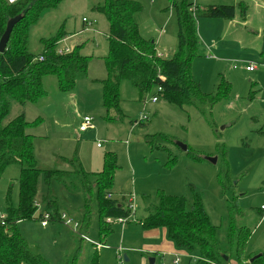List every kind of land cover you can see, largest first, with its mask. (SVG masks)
I'll use <instances>...</instances> for the list:
<instances>
[{
  "label": "rangeland",
  "instance_id": "obj_1",
  "mask_svg": "<svg viewBox=\"0 0 264 264\" xmlns=\"http://www.w3.org/2000/svg\"><path fill=\"white\" fill-rule=\"evenodd\" d=\"M135 1L141 6L134 14L141 34L156 43L158 32L163 30L156 43L157 52L163 58L172 57L177 46V24L169 0ZM191 1L200 7L236 5L238 2L247 7L245 16L235 7L231 19L213 16L196 19L201 44L200 54L191 63L194 79L206 93L216 91L221 77L231 85L228 96L207 107L204 114L195 106L181 108L159 95L156 104L151 101L152 95L140 100L130 82L123 80L119 87L123 118L118 122L107 119L100 80L106 75L102 56L108 51V22L103 14L93 9L103 0H62L56 7L44 10L38 23L31 28L28 48L38 54L42 49L39 39L52 35L62 25L65 35L74 36L65 45L70 46V42L84 44L81 53L92 55L88 73L77 80L72 92H59L55 78L47 76L44 78L47 96L25 105L11 102L4 122L20 112H24L28 122L37 119L28 132L35 136L33 145L37 160L47 167L65 169L61 158L77 155L86 170L99 171L105 152L113 153L117 164L113 196L118 199L122 195L132 196L136 209L131 222L123 226L116 220L110 223L111 231L104 240L98 235V220L94 215L89 230L83 233L88 239L80 240L71 225L66 226L60 220H48L47 225L42 226L38 215L43 210L38 207L33 218L19 223V231L28 241L30 250L50 264H188L195 254L178 248L165 229H158L159 235L153 237L136 220L144 216L142 196L154 198L160 192L183 196L186 208L198 195L212 224L219 226L218 239L222 244L226 203L233 192L220 188L217 162L205 159L216 156L217 142H222L227 150L230 178L236 184L234 192L244 212L238 224L251 229L250 247L264 233V211L261 209L264 204V0ZM249 64L257 68L249 72L245 69ZM142 112L148 119L144 124H135ZM84 116L92 117V124L85 132H79ZM153 134H163L173 142L153 147L145 141ZM176 141L202 154L204 159H195L187 149L181 150ZM18 177L16 164L7 166L2 173V213L8 194L13 204L17 203ZM50 191L60 212L66 213L73 222L78 221L82 193L77 187L65 189L54 183ZM42 193L40 177L37 202ZM165 243L171 244L173 250L162 255L168 248Z\"/></svg>",
  "mask_w": 264,
  "mask_h": 264
},
{
  "label": "trees",
  "instance_id": "obj_2",
  "mask_svg": "<svg viewBox=\"0 0 264 264\" xmlns=\"http://www.w3.org/2000/svg\"><path fill=\"white\" fill-rule=\"evenodd\" d=\"M61 1L0 0V37L8 19L21 15L12 28L5 50L0 53V178L7 166H19L17 203L14 205L10 195H7L4 209L6 217L3 223L0 222V264H50L43 256L30 250L28 241L19 231V223L33 218L38 207L43 210L39 212V219H42L44 212H49L51 220L61 221L58 202L50 194L54 183L65 189L77 187L82 193L77 227L81 234L89 230L95 215L99 226L98 235L104 240L111 231L106 219L127 217L130 214L129 197L122 195L118 199L112 193L117 168L113 153L105 152L99 171L86 170L77 155L70 159L61 158L65 169L47 167L37 160L33 145L35 136L28 132L36 125L37 119L28 122L24 112H20L4 122L10 113L11 102L25 105L39 102L47 96L48 91L44 87V78L47 76L55 78L59 92H72L77 80L87 76L91 56L81 53L82 44L68 52L58 51L59 42L66 34L62 25L54 34L39 39L42 49L38 54L28 48L31 28L38 23L44 10L56 7ZM169 3L177 24V46L170 58L158 55L155 42L141 34L134 19V14L141 9L138 1L103 0L93 7L108 22V51L102 57L106 75L100 80L102 104L108 120L118 122L123 118L119 93L123 80L130 82L140 100H145L148 95H159L181 108L195 106L202 114L207 107L228 96L231 85L226 78L221 77L214 93H206L191 73L192 60L200 54L201 44L196 19L199 16L232 18L235 7H239L245 16L246 5L238 2L236 5L221 4L191 11V0H169ZM40 56L42 59H39ZM157 87L161 88L159 92H156ZM145 141L153 147L173 142L163 134L149 135ZM215 148L218 184L223 191L233 192V197L226 203L222 244L218 239L219 226L212 224L198 195L193 197L189 208H186L183 196L165 192H160L154 198L142 196L144 216L136 220L141 222L144 230L164 228L178 248L195 254L188 264H264V249L250 261L257 253L247 252L251 229L238 224L244 212L234 192L236 184L230 178L227 150L222 142H217ZM186 151L195 159H204L202 154L188 147ZM40 177L43 193L37 202L35 198Z\"/></svg>",
  "mask_w": 264,
  "mask_h": 264
},
{
  "label": "built area",
  "instance_id": "obj_3",
  "mask_svg": "<svg viewBox=\"0 0 264 264\" xmlns=\"http://www.w3.org/2000/svg\"><path fill=\"white\" fill-rule=\"evenodd\" d=\"M9 1L13 2L15 0H9ZM196 8L200 9L199 5L197 3H195V1H192V5L189 7V10L194 11ZM69 50H70V48H68V47H59V49H58L59 52H62V51L68 52ZM158 55H160V54L158 53ZM39 59H42V57L40 56ZM255 67H256V65L249 64V65L245 66V69L248 70V71H252V70L255 69ZM160 90H161L160 87L156 88V92H159ZM157 100H158L157 95H153L151 97V101L152 102H156ZM147 119H148V115L142 112L139 115L138 119L134 123L135 124H139L141 122H144ZM91 124H92V117L84 116L82 118L81 124L79 125V130L80 131H86L87 128L89 126H91ZM108 197H110V195H108ZM128 202H129L130 214L127 217L107 218L106 222L107 223H112L114 220H116L118 223H120L123 226V225H125L126 222L130 221L131 219L134 220L135 219L134 218V214H135V211H136L135 204H134V198L132 196H129ZM261 209H264V205L261 206ZM5 217H6L5 212H3V213L0 212V222L1 223H3V220L5 219ZM48 220H51L50 213L49 212H44V214L42 216V219H41V225L42 226H46L47 223H48ZM61 222L64 225H66V226L71 225L70 227L72 228V230L76 231V233H78L80 235V237L88 239L86 236H84V234H81V233L77 232L78 221H74L73 222L72 219L69 216H67V214L64 213V212L61 213ZM118 251H120V249ZM119 259H121L120 255H119ZM177 261H178V259H175L174 263H176Z\"/></svg>",
  "mask_w": 264,
  "mask_h": 264
},
{
  "label": "crops",
  "instance_id": "obj_4",
  "mask_svg": "<svg viewBox=\"0 0 264 264\" xmlns=\"http://www.w3.org/2000/svg\"><path fill=\"white\" fill-rule=\"evenodd\" d=\"M223 5H228V4H223ZM199 7H200V5H199ZM200 8H202V9H204L205 7H200ZM231 19V18H230ZM163 33H164V31L162 30H160L159 32H158V37H157V40H156V43L158 42L159 43V41H160V39H161V37H162V35H163ZM54 34V33H53ZM74 36H70L69 37V35H65L64 37H63V39H61V41L59 42V47H68V48H70V49H72L74 46H76V45H79V43L78 44H73V42H70V46H68V45H65V43L69 40V38L71 39V38H73ZM154 41V40H153ZM155 42V41H154ZM156 43H155V46H156ZM83 46H82V50L81 51H84L83 49L85 48L84 47V44H82ZM158 46H156V51H159L158 50V48H157ZM159 53V52H158ZM107 54V53H106ZM105 54V55H106ZM87 56H88V54H86ZM105 55H103L102 57H104ZM92 56V55H91ZM257 68V66L255 67V69ZM254 69V70H255ZM254 70H252V71H254ZM248 71V70H247ZM252 71H249V72H252ZM156 103H158V100L156 101V102H153V104H156ZM82 122V121H81ZM78 130H79V127H78ZM79 132H85V131H80L79 130ZM112 193L114 194L115 192L113 191V189H112ZM262 205H264V204H261V206ZM262 211H264V209H262ZM135 215H136V212H135ZM136 219H141V218H136ZM126 223H128V222H126ZM125 223V224H126ZM158 229H164V228H156V229H150V230H146L145 232L146 233H150L153 237H157L159 234H157L156 232H159V230ZM164 232H165V230H164ZM263 244H264V233L262 234V236H260V237H258L256 240H255V242L252 244V246L250 247V243H248V245H247V252L248 253H251V254H255V253H259L260 251H262V249L264 248V246H263ZM165 245H167L168 246V248L165 250V251H163L162 252V255H164V253H166V252H171V250H173V247H172V245L171 244H169V243H165L164 244V246ZM158 252H160L159 250L157 251V253ZM178 262V261H177ZM176 262V263H177Z\"/></svg>",
  "mask_w": 264,
  "mask_h": 264
},
{
  "label": "water",
  "instance_id": "obj_5",
  "mask_svg": "<svg viewBox=\"0 0 264 264\" xmlns=\"http://www.w3.org/2000/svg\"><path fill=\"white\" fill-rule=\"evenodd\" d=\"M21 19V15H16L10 19H8L7 23H6V27L4 32L2 33L1 37H0V53H2L5 50L7 41L9 39L10 33L12 31L13 26ZM175 144L180 147L181 150H186L187 149V145L180 142V141H176ZM206 160H208L211 163H216L217 162V156H213V157H206ZM260 255V253L255 254L252 258H250V261H253L255 258H257ZM125 260H127L126 257H124ZM151 262H153V259H151Z\"/></svg>",
  "mask_w": 264,
  "mask_h": 264
}]
</instances>
